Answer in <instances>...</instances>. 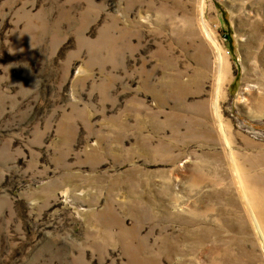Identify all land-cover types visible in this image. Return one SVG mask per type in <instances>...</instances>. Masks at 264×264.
Returning <instances> with one entry per match:
<instances>
[{"label": "rangeland", "instance_id": "rangeland-1", "mask_svg": "<svg viewBox=\"0 0 264 264\" xmlns=\"http://www.w3.org/2000/svg\"><path fill=\"white\" fill-rule=\"evenodd\" d=\"M0 264H264V0H0Z\"/></svg>", "mask_w": 264, "mask_h": 264}]
</instances>
